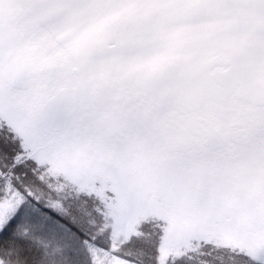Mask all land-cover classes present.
Listing matches in <instances>:
<instances>
[{"label": "snow or ice", "instance_id": "obj_1", "mask_svg": "<svg viewBox=\"0 0 264 264\" xmlns=\"http://www.w3.org/2000/svg\"><path fill=\"white\" fill-rule=\"evenodd\" d=\"M0 264H264V0H0Z\"/></svg>", "mask_w": 264, "mask_h": 264}]
</instances>
